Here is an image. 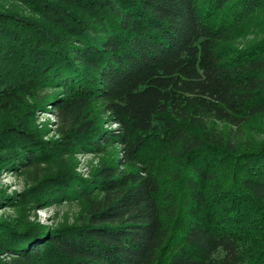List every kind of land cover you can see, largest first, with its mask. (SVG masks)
<instances>
[{
  "label": "trees",
  "instance_id": "obj_1",
  "mask_svg": "<svg viewBox=\"0 0 264 264\" xmlns=\"http://www.w3.org/2000/svg\"><path fill=\"white\" fill-rule=\"evenodd\" d=\"M262 118L264 0H0V264H264Z\"/></svg>",
  "mask_w": 264,
  "mask_h": 264
},
{
  "label": "rangeland",
  "instance_id": "obj_2",
  "mask_svg": "<svg viewBox=\"0 0 264 264\" xmlns=\"http://www.w3.org/2000/svg\"><path fill=\"white\" fill-rule=\"evenodd\" d=\"M50 108V106H49ZM48 109V111L38 112V124L42 127L48 128L50 134L45 138L55 137V128H56V118L53 113ZM246 137L250 139L254 138L256 141H261L264 139V118L253 121L248 124L244 129ZM79 161V171L87 176L88 165L90 163L96 164L98 159L93 155H83L79 154L77 156ZM30 184V181L23 176L16 175L15 171H3L0 175V188L4 189L7 193L12 194L13 192H21ZM79 206L76 204H56L47 206L43 209H38L36 213L32 212V219H37L41 223L53 226L55 223L62 221L64 218H70L72 221L75 216H77ZM15 211L11 209H1L0 207V216L9 215L14 216Z\"/></svg>",
  "mask_w": 264,
  "mask_h": 264
}]
</instances>
